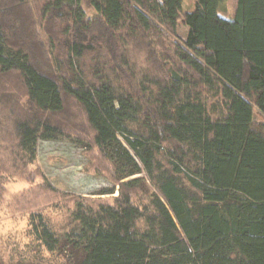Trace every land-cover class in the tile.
<instances>
[{"label":"trees","instance_id":"trees-1","mask_svg":"<svg viewBox=\"0 0 264 264\" xmlns=\"http://www.w3.org/2000/svg\"><path fill=\"white\" fill-rule=\"evenodd\" d=\"M183 1L0 0V171L42 179L0 264H264V0ZM58 139L117 196L55 189Z\"/></svg>","mask_w":264,"mask_h":264},{"label":"rangeland","instance_id":"rangeland-1","mask_svg":"<svg viewBox=\"0 0 264 264\" xmlns=\"http://www.w3.org/2000/svg\"><path fill=\"white\" fill-rule=\"evenodd\" d=\"M238 0H227L220 10V16L232 19ZM195 0H184L183 11L191 12L195 9ZM89 14L92 9L85 5ZM188 27L183 22L179 23L178 35L186 38ZM256 121H261L262 117L256 111L254 116ZM38 162L36 169H40L43 176L62 193H71L77 196L88 198H101L117 196L118 188L113 195H102L103 191L110 190L113 186L104 179L96 178L85 172L87 163L83 148L64 139L55 141H39L37 146ZM36 171L35 168L31 169ZM2 174V175H1ZM0 251L3 255L24 254L31 243L29 234V214L31 212L29 204L25 202L27 191L33 190L42 182L38 178L33 182L21 180L17 177H7L0 171ZM106 193V192H105ZM38 192L30 193L31 198ZM40 200L45 201L44 197ZM28 201V200H27ZM31 202V199H29ZM46 205V204H45ZM48 212V210H47Z\"/></svg>","mask_w":264,"mask_h":264}]
</instances>
